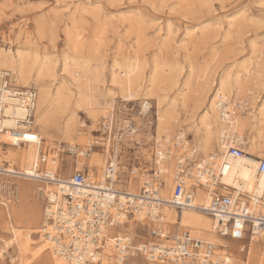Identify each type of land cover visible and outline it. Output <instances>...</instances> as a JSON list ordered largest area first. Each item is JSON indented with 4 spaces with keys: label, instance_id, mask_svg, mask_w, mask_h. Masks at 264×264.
I'll return each instance as SVG.
<instances>
[{
    "label": "bare ground",
    "instance_id": "obj_1",
    "mask_svg": "<svg viewBox=\"0 0 264 264\" xmlns=\"http://www.w3.org/2000/svg\"><path fill=\"white\" fill-rule=\"evenodd\" d=\"M38 29L40 30V26ZM71 30L66 33L69 37L68 41H77L76 45L79 47L82 43L79 40L80 33L74 35ZM74 31L76 32V30ZM166 39L164 41H167ZM77 46L73 50L76 51ZM66 54L62 57L61 71L67 73L71 78L74 87L73 91L63 82L52 87L53 82L56 81L54 76L56 61L51 58L50 60L45 55L44 57L41 56L29 45L12 51L8 50L5 53L0 52V83L4 84L2 78L7 76L15 85L26 89L27 87H32L36 91L33 117L29 122L31 123L30 127L34 124L38 131L46 136L53 128V121L58 118L62 121L60 127H56L59 137L53 139L49 136L50 148L54 140L61 141L60 144H67V150L71 154L90 159L92 155L101 150V147L103 149L101 153L106 158L104 166L101 168L100 161L96 159L88 161V164L93 162L95 166L101 168L100 175L94 176L91 171H87L89 179L101 184L106 181V163L112 151L110 148L112 137L110 135L106 137L100 135L95 138L92 134L97 132L94 128L99 125L102 118L107 116L114 118L115 107L110 111L106 110L107 113L105 115H102L101 112L106 107L116 103L117 99H120L126 103L140 101V114L146 115L151 107L149 101L154 100L157 111V134L153 138L155 174L150 175L146 171H140L138 172L139 175L134 177L136 172L133 169L131 178L125 181V184L118 182L115 180L116 176H113V181L115 180L116 184L115 189L118 190L119 202H130L136 207L148 204L153 207L154 204L160 203L161 213L170 226L175 224L177 225V230L186 229L191 236L195 235L198 239L212 242L217 248H220L217 253L221 254L226 262L236 264L234 254L224 253L226 254L225 256L222 254V248L226 247V243L223 241L225 238L216 235L213 219L203 211L210 202L212 191L208 192L200 188L198 183L204 184L207 179L205 174H201V171L204 170L206 173L212 172L218 177L217 180L222 185L220 192L227 188L242 190L249 196H256L264 192V173L261 175L257 174V160L264 158V97L258 106L257 112L249 116L245 106L249 105L253 99L248 95L253 90L249 88L247 83L242 81L241 73L236 71L232 77L221 78L216 84L215 94L210 101L207 113L195 126L197 129L195 140L189 143L185 132L177 129V115L174 110V103L172 101L169 103V101L168 104L164 105L165 99H167L166 96H168L166 92L169 90H167L166 86L167 84H169L168 86L175 85V81L171 79L172 77L169 79V77L163 75L166 71L162 70V67L155 64L151 71L148 72V75H146L143 64L137 58H126L122 62L116 61L111 65L108 71L109 75H107L108 79L106 80L102 71L92 66L90 59L69 57ZM258 61L255 64L256 69H260L263 66L261 57L258 58ZM241 68L244 70L245 75L250 74L248 65H243ZM189 74L191 79L186 85V90L188 91L193 83L192 76L194 74L192 67H190ZM259 74L258 72L257 75ZM51 82L53 84H50ZM167 106L170 109H167ZM73 110L82 111L87 116L90 124L87 126L86 132L81 131L82 126L79 124L78 117L73 113ZM4 114L8 115V117L1 120L2 128L27 127L24 124L19 125V121L24 120L26 117L25 111L21 106L9 104L4 110ZM67 114L70 115L65 118ZM59 120L57 121L59 122ZM134 124L135 134L132 136L123 135L124 143L132 142L133 140L139 142L136 137L139 136L141 129L138 125L136 126L135 122ZM90 137L92 138L91 140L89 139ZM245 140L250 145L249 148H246L245 154L239 158H233L228 155V149L233 146L232 144L238 145L242 150ZM0 142L9 147L10 145L18 146L16 139L6 132H2L0 135ZM37 144L38 141L34 144L28 143V149L24 152H19L13 148L6 150V152L0 151V162L7 164L5 167L7 176L24 182L23 185H19L16 188V195L11 201L6 203L0 201V205L7 208L13 200H16L12 208L16 207L18 209L15 216L18 219L15 222L16 224L10 221L11 218L7 217L8 214L6 213L5 220L8 223L11 239L4 242L2 248H0V254L14 242L18 255L21 257L29 255V259L34 260L44 258L46 264H68L53 251L51 240L44 236L42 221L39 230L36 228L22 230L20 226H17V224H28L30 219V222H37L39 218V208H33L31 205L28 212L26 203L23 202V204L20 202L21 200L24 201L28 196L34 194L41 201L43 211L41 193L43 194L42 196H49L55 190L59 191L62 185H68L71 180L70 177L58 176L56 183L39 179L41 178L38 172L41 170L39 168L40 163L44 162L45 169L43 170L45 171L50 170L55 173L56 168L54 167V153L51 150L49 154H42L40 159H38ZM95 145L97 146L96 148H94ZM113 150L114 156L111 159L115 161L113 157L115 158L118 155L120 148L117 147ZM81 160L77 159V165H79ZM184 165H186L187 170L182 177V181L191 201L189 207H183L178 210L171 205L172 190L176 173ZM115 170L118 172L121 169L117 167ZM134 182L135 184L132 185L131 183ZM19 195L21 200H19ZM146 195L147 198L145 197ZM23 209L25 211H22ZM153 211L154 213L157 212L155 209ZM141 216L142 214L140 213L133 220L128 221V223L131 221L128 231L132 238H136L134 232L139 225V221L142 224L146 223ZM0 219H2L1 212ZM245 232V226L241 225V223H236L231 231L234 237H242ZM114 233H116L114 229L107 232L106 250L110 249L109 247L114 244L112 240V234ZM36 234H38V238L34 240L33 235ZM121 234L117 232L118 236ZM249 234L252 235V238L247 250V260L244 264H254V262L262 264L264 263V250L258 247L260 239L264 238V232H252ZM241 251L243 249L239 252L242 253ZM29 262L30 260H25L19 264H28Z\"/></svg>",
    "mask_w": 264,
    "mask_h": 264
},
{
    "label": "rangeland",
    "instance_id": "obj_2",
    "mask_svg": "<svg viewBox=\"0 0 264 264\" xmlns=\"http://www.w3.org/2000/svg\"><path fill=\"white\" fill-rule=\"evenodd\" d=\"M68 30L74 35L80 33L79 40L82 43L79 47L76 45L77 41H68L69 37L66 34ZM165 39L167 41H164ZM28 45L41 56L45 55L56 61L54 68L56 81H52L54 84L50 83L53 84L52 87L63 82L72 91L74 87L71 78L61 71L62 57L66 53L69 57L90 59L92 66L99 68L106 80L111 65L126 58H137L143 64L146 75L155 64L162 67L161 69L166 71L163 75L169 79L172 77L171 79L175 81V85L166 86L169 90L166 92L168 96L164 105L169 101L174 103L177 129L185 132L189 143L195 140L197 131L195 126L207 113L215 94L216 84L221 78L232 77L236 71L241 73L242 81L253 90L248 94L253 99L245 106L249 116L257 112L264 97V0H0V52L5 53ZM75 46L76 51L73 50ZM260 57L263 66L256 69L255 64ZM243 65H248L250 74L245 75L241 68ZM190 67L194 75L188 91L186 85L191 79ZM149 104L151 107L146 115L140 114V101L126 103L120 99L101 112L105 115L106 110L110 111L115 107V113L119 111L130 115L136 126L141 129L139 136L136 137L139 141L137 145L134 142H127L122 147L119 165L121 169L119 180L122 184L127 180V173L133 169L136 172L134 177L139 175L140 171H146L150 175L155 172L153 138L157 134V111L154 100L149 101ZM167 109L170 107L167 106ZM73 113L78 117V122L82 126L81 131L86 132L90 122L85 113L77 110H73ZM69 115H65V118ZM57 120L59 119L53 121V128L46 136L41 134L34 124L30 127L39 136L38 159L42 154H49L51 150L54 153V167L58 177L68 178L75 169L87 172L88 165H91L88 164L89 159L71 154L67 150V144H60L61 141L54 140L50 148L49 136L53 139L59 137L56 127H60L62 121L59 120V123ZM94 129L98 131V126L96 125ZM92 135L98 137L100 133L93 132ZM27 145L9 147L2 144L0 151L6 152L13 148L24 152L28 149ZM249 147L245 140L242 147L244 154ZM101 152L102 150L98 153ZM77 159H82L79 163L83 164L82 166L76 165ZM39 168L45 169L44 164L40 163ZM10 181L16 188L24 184L17 178H11ZM131 184L134 185L135 182ZM20 202L26 203L28 212L31 205L33 208H39L40 218L36 225H30L36 223L30 222V219L26 224L30 227L20 224L17 226L22 230L33 228L39 230L41 201L36 195L31 194ZM14 203L16 200L6 208L12 211L13 223L18 221L15 217L18 209L12 208ZM4 208L5 206L0 205L2 215L0 248L5 241L11 239L8 223L3 215ZM130 222L128 225L120 226L116 233H126V236L132 238L128 231ZM137 227L135 229H138ZM137 233L146 237V230L141 229V226ZM37 238L38 234L33 235L34 240ZM251 238L252 235L247 232L242 237L223 239L226 247L222 248V254L232 253L236 258V264H244ZM143 240L146 239L135 241L139 243ZM258 248L264 250V238L260 239ZM241 249L244 252L240 253ZM18 254L16 245L14 242L11 243L0 254V264H19L25 260H30L28 264H46L44 258L34 260L29 259V255L21 257ZM140 263L139 257L128 260L126 264Z\"/></svg>",
    "mask_w": 264,
    "mask_h": 264
},
{
    "label": "built area",
    "instance_id": "obj_3",
    "mask_svg": "<svg viewBox=\"0 0 264 264\" xmlns=\"http://www.w3.org/2000/svg\"><path fill=\"white\" fill-rule=\"evenodd\" d=\"M2 82L4 84L0 83V122L8 117L4 110L9 104L21 106L26 117L19 121V125L24 124L27 127L4 129L0 123V135L6 132L16 139L18 145L36 143L39 136L30 128L29 123L33 117L36 91L32 87L26 89L15 85L7 76H3ZM97 132L103 137H112V151L106 163V181L100 184L89 179L87 172L75 170L68 185H62L59 191L55 190L49 196H42L41 193L43 232L44 236L51 240L56 255L68 264H126L128 260L139 257L140 264H234L226 262L223 256L217 253L218 248L212 242L191 236L186 229L177 230L175 224L170 226L165 223L160 203L154 204L153 207H150V204L136 207L130 202H119L115 180L121 181V171L116 172L115 169L120 167L123 135L135 134V124L130 115L117 111L114 118H102ZM133 142L138 144L137 141L133 140L131 143ZM2 144L0 142L1 146ZM96 147L95 145L94 148ZM117 147L120 148L119 153L113 157L115 161H112L113 149ZM100 149L103 151L101 147ZM243 154L238 145L228 149V155L233 158H239ZM153 155L155 159V152ZM257 163V174L261 175L264 173V158L258 159ZM6 166V163L0 162V201L4 203L11 201L16 195V187L10 181L14 177L7 176ZM186 170L184 165L174 179L171 205L178 210L189 207L191 201L182 181ZM38 172L41 177L39 179L56 183V173L50 170ZM131 172L132 170L127 173V180L131 178ZM154 174L155 172L151 175ZM201 174H205L207 179L204 184L198 183L200 188L212 191L210 202L203 211L213 219L216 235L222 238L233 237L231 231L236 223L245 226V233L264 232V192L256 196L230 188L220 192L222 185L215 174L206 173L204 170ZM113 176H116L114 181ZM145 197L147 198V195ZM153 209L157 212L154 213ZM140 213L146 223L139 221L138 229H135L136 240H146L136 243L135 238H129L126 233L120 236L114 233V244L106 250L107 232L111 229L117 230L122 224L128 225V221ZM140 226L141 229L145 228L147 238L137 233Z\"/></svg>",
    "mask_w": 264,
    "mask_h": 264
},
{
    "label": "crops",
    "instance_id": "obj_4",
    "mask_svg": "<svg viewBox=\"0 0 264 264\" xmlns=\"http://www.w3.org/2000/svg\"><path fill=\"white\" fill-rule=\"evenodd\" d=\"M91 159H96V160H98V161H100V163H101V168L104 166V164H105V156H103L102 154H99V153H95L94 155H92L91 157H90V159L89 160H91ZM104 161V162H103ZM76 165H77V163H76ZM78 166V165H77ZM79 166H82V165H79ZM87 167V166H86ZM100 167H97V166H95V163H91V165H88V169H87V171H91L92 173H93V175L95 176V175H97V176H99L100 175V170H101V168ZM75 170H78V169H75ZM5 209V214H3L4 215V218L6 217V213L8 214L7 215V217H10L11 218V215H12V211H9L8 209H6V208H4ZM40 216V215H39ZM40 218V217H39ZM39 218H38V220H39ZM38 220H37V222L35 223V224H30V225H36V224H38ZM10 221H12V220H10ZM42 221V212H41V220H40V222ZM3 223V222H2ZM15 224V223H14ZM41 224H42V222H41ZM41 224H40V226H41ZM3 225H6V224H3ZM30 225H26V226H29L30 227ZM39 226V227H40ZM37 229V228H36ZM117 234V233H116Z\"/></svg>",
    "mask_w": 264,
    "mask_h": 264
}]
</instances>
